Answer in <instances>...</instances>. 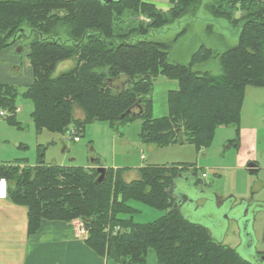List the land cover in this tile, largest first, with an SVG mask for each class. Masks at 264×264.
Masks as SVG:
<instances>
[{
    "label": "trees",
    "instance_id": "16d2710c",
    "mask_svg": "<svg viewBox=\"0 0 264 264\" xmlns=\"http://www.w3.org/2000/svg\"><path fill=\"white\" fill-rule=\"evenodd\" d=\"M200 2L169 0L168 20L143 0L105 5L98 0H0V51L13 44L24 26L38 38L30 42L27 53L32 82L20 94L14 85L0 83V110L9 114L6 121L16 124L20 95L33 105L31 118L37 132L64 135L73 126L80 135L92 122H107L116 130L140 120L144 143L158 148L186 143L196 152L211 145L219 127L231 126L238 136L246 88L264 89V5L258 7L254 0H213L209 9L214 18L240 28L237 45L218 57L200 46L187 65L170 64L168 46L146 39ZM239 3L248 12L240 21H231L230 10ZM127 13L143 16L149 23L138 21L125 34L116 35L115 23ZM59 27L66 31L69 44L57 40ZM132 35L141 39L123 40ZM215 58L220 75L194 70ZM69 60L74 66L53 76L58 64ZM158 76L177 83V89L167 94L168 114L162 118H154L151 111L152 84ZM122 80L124 86L118 90L116 83ZM77 110L81 119L75 117ZM232 143L237 145V138ZM98 166L97 159L91 167L46 165L41 155L33 166L23 161L0 165V177L12 183L10 201L27 211L28 235L35 234L43 221L79 219L86 230V246L121 264H146L149 250L155 254L154 264H252L173 207L175 198L169 190L181 175L189 173L195 187H200L194 165L143 166L138 179L130 182L123 179L126 169L106 168L97 184ZM132 201L165 214L136 224ZM114 226L121 232L108 235L107 227Z\"/></svg>",
    "mask_w": 264,
    "mask_h": 264
},
{
    "label": "rangeland",
    "instance_id": "374dc122",
    "mask_svg": "<svg viewBox=\"0 0 264 264\" xmlns=\"http://www.w3.org/2000/svg\"><path fill=\"white\" fill-rule=\"evenodd\" d=\"M143 1L153 4L168 20L170 19L169 0ZM254 1L258 7L264 5V0ZM240 3L236 4L235 9L230 10L231 21H240L248 12L241 8ZM210 4H213V0H201L200 4L190 10L186 16L170 21L160 31L149 33L146 39L168 46L167 61L170 64L187 65L191 55L200 46L209 48L218 57L237 45L240 28L237 25L234 26L229 20L214 18V13L209 9ZM138 21L144 24L149 23L143 16L131 13L117 20L115 34H125L136 26ZM184 29L185 33L176 40ZM20 34L16 40H12L10 55H7L5 49L0 51V83L14 85L19 94L32 82L27 53L30 42L38 39L26 26L22 28ZM140 39L141 37L132 35L123 40L134 42ZM57 40L69 44L68 35L62 27L58 29ZM115 41L119 42L120 38H115ZM73 66L72 60L62 62L56 67L53 76ZM194 70L201 73L208 72L214 76L220 75L217 58L196 66ZM123 86L122 80L117 82L115 87L117 89L119 87L118 90H120ZM176 89L175 81L163 76L154 79L151 91V111L154 118L167 116V94ZM253 89L251 97L247 100L245 117L243 116L244 123L248 126L251 122H255L257 113L264 114V89ZM16 109V124L6 121L8 113L5 117H0V164L4 161L11 163L23 161L28 165H34L43 155L46 165L86 167L91 164V160L97 159L100 166L107 169L119 167L118 169L131 172L126 177L128 182L138 179L139 175L136 177V172L143 166L175 165L179 169L178 164L194 165L196 177L201 182L197 193L201 191L206 198H211V203L203 212H197L194 215L186 211L184 214L181 212V215L192 223L200 224L207 230L210 229L209 235L214 241L235 248L244 260L251 262L252 258L263 257L260 253H264V119L259 127V148L252 152L253 160H257L254 164L258 170L250 173L246 169L237 170L236 158L237 153L240 152V146L238 143L236 146L234 143L228 144L229 140H233L236 135L231 126L217 128L211 145L202 152L196 153L191 144L186 143L165 148L144 143L139 136L140 120L118 126L116 130L112 129L107 122H92L84 126L83 134L79 135V142H74L67 137L66 133L58 135L45 130L37 132L31 118L33 105L20 95L16 98ZM202 153L205 154L202 155ZM202 171L205 172L204 178H201ZM200 198L194 193V200L198 205L203 203ZM129 204L136 211L132 215L133 222L136 224L156 221L165 214L164 211L155 210L142 203L132 201ZM244 205L250 206L246 218L243 217ZM76 221L80 220H73L74 225ZM248 237L251 241L249 246L246 242ZM149 253L152 252L149 251ZM5 258H0L1 264L9 262L10 259ZM146 264H154V259L151 260L150 255L146 257Z\"/></svg>",
    "mask_w": 264,
    "mask_h": 264
},
{
    "label": "crops",
    "instance_id": "0c3cea01",
    "mask_svg": "<svg viewBox=\"0 0 264 264\" xmlns=\"http://www.w3.org/2000/svg\"><path fill=\"white\" fill-rule=\"evenodd\" d=\"M5 50L7 55L11 54V47ZM253 90L252 87H247L245 90L238 136L235 135L240 146V152L237 153L236 158L237 170H245L247 164L257 163V160H253L252 152L259 148L258 133L260 124L264 119L263 112L257 113L255 122H251L249 126L244 123V115L246 114L245 107ZM75 117L81 119V112L77 110L75 112ZM235 138L229 140L228 144L234 141ZM203 150L204 149L195 152L200 153ZM204 154L205 153H202V155ZM9 164H11V162L4 161L0 165ZM22 166L23 165L20 167ZM91 166L92 164H89L86 167ZM118 168L119 167H113L112 169L116 170ZM130 173L129 171L124 173L123 179L125 181L127 174ZM203 173L205 172L202 171L201 175ZM214 173L216 174V172ZM137 175L138 172H136V177ZM11 188L12 183L7 182V197L4 200H0V258L3 259V257H6L5 259H10L7 264H121L112 259L99 257L89 249L84 242V237L77 234L74 222L61 223L43 221L35 234L28 235L26 231L27 211L24 207L17 206L10 201L9 189ZM149 251L153 253L154 257ZM149 251L147 252V257L150 255L151 260L154 259L155 263V254L152 250ZM2 263H4V261Z\"/></svg>",
    "mask_w": 264,
    "mask_h": 264
},
{
    "label": "water",
    "instance_id": "95a60500",
    "mask_svg": "<svg viewBox=\"0 0 264 264\" xmlns=\"http://www.w3.org/2000/svg\"><path fill=\"white\" fill-rule=\"evenodd\" d=\"M101 4L105 5L108 3L112 2H117L119 0H98ZM151 99V98H150ZM127 113H131V111H127ZM94 160H91V164H93ZM246 169L250 173L256 172V165L254 163H249L246 165ZM96 171L98 173V177L96 179V183L99 184L103 181L104 175L106 168L103 166H98L96 168ZM187 179V181H186ZM197 188L200 187H195L194 181H192V176L189 174H184L181 175L175 182H174V187L169 190V195L173 196L175 198L174 202V208L178 207L180 210V213L182 212L183 214L188 211V214H196L197 212H203L207 206H209V203H211V198H206L204 195H202L201 191H198L197 193ZM194 193L198 196H200V200H203V203L201 205H198L196 201L194 200ZM215 201V200H214ZM240 207V206H237ZM235 207V209H237ZM250 206H243L244 209V215L243 217L246 218V215H248ZM184 217V216H183ZM186 219V218H185ZM226 220V228L228 227V222H227V216L225 217ZM238 222L237 220H235ZM210 229H208L209 231ZM249 246V243H251L250 238L248 237V241H246ZM242 244V243H241ZM237 254L239 255V252L236 250ZM240 256V255H239ZM241 257V256H240ZM246 261V260H245ZM250 262V261H247ZM252 264H264V255L261 258H252L251 261Z\"/></svg>",
    "mask_w": 264,
    "mask_h": 264
},
{
    "label": "built area",
    "instance_id": "2783aa9c",
    "mask_svg": "<svg viewBox=\"0 0 264 264\" xmlns=\"http://www.w3.org/2000/svg\"><path fill=\"white\" fill-rule=\"evenodd\" d=\"M5 116H6V112L0 111V117H5ZM66 135L67 137L72 139L74 142H79V135L75 127L73 126L69 127V129L66 132ZM202 177H204V175ZM6 197H7V180L3 177H0V200H4L6 199ZM75 229L78 235L83 236V237L85 236L86 230L83 225V222L76 221ZM119 232H121V229L119 226L107 227L106 229V233L111 236H114Z\"/></svg>",
    "mask_w": 264,
    "mask_h": 264
},
{
    "label": "bare ground",
    "instance_id": "6f19581e",
    "mask_svg": "<svg viewBox=\"0 0 264 264\" xmlns=\"http://www.w3.org/2000/svg\"><path fill=\"white\" fill-rule=\"evenodd\" d=\"M204 175V177H205V173H203L202 175H201V178H204V177H202ZM199 187V186H198Z\"/></svg>",
    "mask_w": 264,
    "mask_h": 264
}]
</instances>
